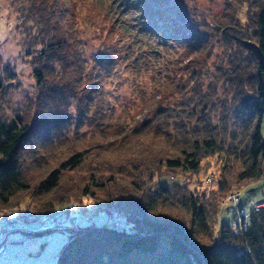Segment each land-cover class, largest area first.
I'll return each instance as SVG.
<instances>
[{
    "label": "trees",
    "instance_id": "obj_1",
    "mask_svg": "<svg viewBox=\"0 0 264 264\" xmlns=\"http://www.w3.org/2000/svg\"><path fill=\"white\" fill-rule=\"evenodd\" d=\"M5 1L33 92L9 114L0 83V221L88 198L128 226L61 232L57 264H264V208L217 230L264 176V0ZM212 157L211 197L180 182Z\"/></svg>",
    "mask_w": 264,
    "mask_h": 264
},
{
    "label": "rangeland",
    "instance_id": "obj_2",
    "mask_svg": "<svg viewBox=\"0 0 264 264\" xmlns=\"http://www.w3.org/2000/svg\"><path fill=\"white\" fill-rule=\"evenodd\" d=\"M222 3V0H212V2L208 0H191L188 10L191 12L192 8L198 16L205 11L218 14L222 11ZM16 21L17 14L9 8L5 0H0V83L12 85L10 89L7 88L3 101V107L9 114L11 113V108H23L33 92L31 70L19 57L21 52L19 44L21 40L15 31ZM124 93L126 98L131 97L128 93ZM262 135L264 138V122ZM161 144L163 146L164 143L161 142ZM153 151L162 154L169 152L164 146L161 149H153ZM108 157H115L118 160L124 158L117 154H111ZM220 167L218 157H212L203 164V168L198 173L189 175L187 178L181 177L180 182L188 185L191 189L205 191L211 197L212 191L217 189ZM31 172L36 175L40 174L39 172L30 170ZM236 193H240V199L236 205H233L230 203V200ZM24 201H26L23 203L25 204L24 206L31 205L27 200ZM260 203H264V176L258 182L243 186L240 191H233L226 198L224 204L221 206L222 212L219 216L217 230L219 231L223 224H232L234 221L240 223L241 210L249 216L252 209ZM21 208L19 207V209L12 211L17 213L19 211L21 217H24L25 212H29L35 220L29 222L30 224L26 223L28 226L36 224L41 227L43 225V222L39 220V217L42 216L41 213L33 214L29 209L24 210ZM262 208H264V205H262ZM10 211H2V217L4 214H10L12 212ZM52 214L55 215V220L51 223V228L54 229L63 226L68 231L75 230V228L84 229L88 225H95L97 227H104L106 225L109 228L123 229L128 226L125 217L118 214L109 215L99 211L97 203L88 198L82 199L81 197H76V200L71 199L69 202H64ZM46 228L43 227L42 230ZM44 235L46 234L30 236L29 244L21 243L19 235H11L6 255L0 259V264H57L56 257L67 240V234L55 232L49 236Z\"/></svg>",
    "mask_w": 264,
    "mask_h": 264
},
{
    "label": "built area",
    "instance_id": "obj_3",
    "mask_svg": "<svg viewBox=\"0 0 264 264\" xmlns=\"http://www.w3.org/2000/svg\"><path fill=\"white\" fill-rule=\"evenodd\" d=\"M239 199H240V193H236L233 196V198L230 200V203H232L233 205H236ZM262 205L264 204H261V206L256 205L254 208L256 210H259L262 208ZM4 216H5V221H0V259L6 255L7 243L9 242L10 236L13 234L19 235L22 243L29 244L30 236H35V235L45 234V233H52V232H63L67 230V228L63 226L55 228V229L51 228V223H53L55 220L54 218L55 215L52 213L43 214L41 217H39V220L43 222V225L41 227L40 225L37 226L36 224L32 226H28L26 224V223L31 222L32 220H35V218L32 217V215L29 212H25L24 217H21V214L19 213V211L18 213L12 211L10 214H4ZM240 218H241L240 224H242L247 230L249 228V224L247 222V216L245 215L243 211H241ZM43 227H47L49 229L46 228L42 230ZM76 229L77 228H75V230ZM236 229L234 230L236 231Z\"/></svg>",
    "mask_w": 264,
    "mask_h": 264
}]
</instances>
